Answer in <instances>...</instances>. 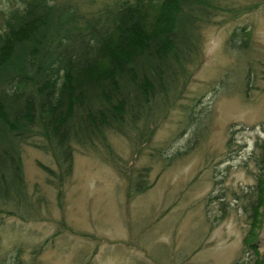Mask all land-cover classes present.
Here are the masks:
<instances>
[{"label":"rangeland","instance_id":"obj_1","mask_svg":"<svg viewBox=\"0 0 264 264\" xmlns=\"http://www.w3.org/2000/svg\"><path fill=\"white\" fill-rule=\"evenodd\" d=\"M225 1L245 10L203 28V62L148 147L109 135L111 150L76 152L60 185L39 167L56 173L52 155L23 147L27 198L0 211V264H264V201L256 222L251 209L264 140V0ZM144 167L151 188L130 195L131 171Z\"/></svg>","mask_w":264,"mask_h":264},{"label":"trees","instance_id":"obj_2","mask_svg":"<svg viewBox=\"0 0 264 264\" xmlns=\"http://www.w3.org/2000/svg\"><path fill=\"white\" fill-rule=\"evenodd\" d=\"M96 2L0 0V211L26 201L24 146L52 155L56 173L39 164L50 185L52 177L60 185L71 176L76 152L111 150L109 135L126 138L135 151L148 147L181 98L189 69L203 62V28L218 13L245 10L225 0H105L85 10ZM255 166L256 222L264 140ZM150 169L131 171L130 195L151 188Z\"/></svg>","mask_w":264,"mask_h":264}]
</instances>
